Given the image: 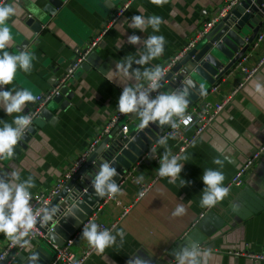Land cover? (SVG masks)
I'll use <instances>...</instances> for the list:
<instances>
[{
	"label": "crops",
	"instance_id": "crops-1",
	"mask_svg": "<svg viewBox=\"0 0 264 264\" xmlns=\"http://www.w3.org/2000/svg\"><path fill=\"white\" fill-rule=\"evenodd\" d=\"M122 2L66 0L56 14L49 16L43 10L48 0H34V6L39 10L37 12L32 10L33 0H20L19 15L8 21L12 26L13 44L28 38L29 45L23 51L33 53L37 59L32 62L30 74L18 69V76L12 84L0 86V90L24 87L37 96L49 92L71 63L75 49L89 43ZM226 2L169 0L163 7H158L150 0H137L67 83L72 99L67 101L64 109L60 105L67 100L66 96L60 105L49 101L43 109H50L52 115L42 118V125L36 127L37 131L26 147L15 152L16 158L0 160V176L14 169L19 170L22 180L29 176L34 178L35 187L30 189L31 193L50 192L118 111V99L125 84L137 83L135 77L129 81L122 78L116 64L131 54L134 56L132 69L140 68L143 72L144 68L163 67L206 22L218 15ZM138 14L145 18L152 15L162 17L164 23L160 25L159 32H154L151 26L146 32L129 28L131 17ZM28 17L42 22L39 31L27 26ZM261 33H264V26ZM133 34L141 37L140 43H128V36ZM149 35L165 37L164 52L159 58L141 66L135 61L139 60V53L144 50V39ZM10 47L6 49L8 52ZM263 56L264 44H261L249 52L245 63L253 67ZM241 81L240 72L234 68L220 82L217 90L201 98L186 112L205 100L221 102ZM145 82L140 81L143 85ZM256 84L264 89V64L232 97L214 123L180 155L187 157L186 161H180L184 163L180 175L190 181L186 186L180 187L179 180L171 184L167 177L158 175V158L165 149L157 143L158 140L149 148L147 153L155 149L158 158L149 156L143 159L142 156L126 173L132 172L142 182L151 183L146 194L140 198V186L128 180L121 186L122 194L114 199L106 197L98 204V220L106 225L117 222L112 231L114 235L118 230H124L123 245L120 246V238L117 237L116 245L106 248L103 254H97L94 249L84 264H127L135 256L149 264H176L174 253L192 241L199 244L202 252L208 253L207 264H264L226 253L234 248L256 252L264 249V157L245 174L242 185L229 188L228 195L222 201L209 209L200 204L205 187L202 180L205 169L221 170L225 175V187L246 159L264 144V91L257 92ZM37 106V100L29 102L23 113L10 116L0 107V121L11 123L16 115H27ZM121 122L130 126L132 119L128 116ZM111 130L101 133L95 150L110 137ZM172 137L169 136L167 143L175 155L180 141ZM214 158L224 162L222 169L213 163ZM178 204L185 207L186 213L173 217L172 212ZM126 209L128 211L124 214ZM82 233L83 230L76 234L72 246L73 252L78 255L92 248L82 238ZM9 240L0 233V253ZM30 245H43L52 254L51 245L45 238L34 240ZM27 249L25 253L33 250ZM12 253L7 257L8 264H18L16 257L10 260Z\"/></svg>",
	"mask_w": 264,
	"mask_h": 264
},
{
	"label": "clouds",
	"instance_id": "clouds-1",
	"mask_svg": "<svg viewBox=\"0 0 264 264\" xmlns=\"http://www.w3.org/2000/svg\"><path fill=\"white\" fill-rule=\"evenodd\" d=\"M158 7H163L169 0H150ZM34 12L39 11L32 4ZM21 9L19 0H11L10 3H4L0 0V86L12 84L18 76V69L23 73H31L33 60L37 57L29 51H20L17 54H10L6 49L13 44L12 26L8 24L14 16L19 15ZM164 23L163 18L158 15H152L145 18L142 14L133 15L129 28L139 29L146 32L151 26L154 32H159L160 25ZM14 25V21H13ZM141 37L138 35L128 36V43L133 45L140 43ZM165 37L163 35H149L144 39V50L139 53L137 64L143 66L149 61L159 58L164 52ZM134 56L126 55L122 62L116 64L119 75L129 81L135 77L136 84H125L123 92L118 99V110L121 114L136 113L139 117V127L143 129L150 122H159L162 127L168 124L173 129L180 127V124L188 125L192 117L186 114L188 108V92L186 89L172 91L169 93H158L155 99H149L148 92L155 91L160 87V81L165 73L160 65L154 68L132 69ZM132 69V71H129ZM143 78V79H142ZM141 80L147 81V89ZM256 91L262 92L260 84H256ZM37 95L28 88L21 87L11 90H0V107L7 115L13 113H23L29 102H35ZM179 121V123H178ZM0 160L11 159L15 154V146L18 144L25 131L32 124V117L29 115H16L11 123L0 121ZM168 136L159 137L157 143L164 147L165 151L159 158L158 175L161 178L167 177L169 183L175 184L177 180L180 187L186 186L190 181L181 177L184 163L181 160H187L186 156L173 155L168 147ZM172 138H175L173 135ZM155 149H153V153ZM151 157L155 158L154 155ZM213 163L223 168L224 162L219 158H214ZM118 172L110 162L104 161L100 164L99 170L92 179V185L98 196L107 195L110 199L122 194V188L112 178L117 176ZM142 179V177H141ZM202 180L205 187L202 190L201 207H213L217 202L222 201L229 193V189L223 186L225 175L221 170L207 168L204 170ZM35 187V181L32 176L27 179H21L19 170H12L6 175L0 176V233L15 243H19L23 237L27 236L37 224L38 216L41 223H46L52 219L57 212L55 207L41 209L40 212H34L30 200L32 193L30 189ZM142 195V194H141ZM186 213L183 205L178 204L172 216H181ZM117 237L120 238V246L124 243L125 232L123 229L112 234L109 229H100V226L90 221L84 225L82 238L89 246L94 248L97 254H103L105 249L117 244ZM207 252H202L199 244L195 241L185 245L178 252L174 253L176 264H207ZM31 259L35 261L36 256ZM127 264H149L148 261L139 256H135L127 261Z\"/></svg>",
	"mask_w": 264,
	"mask_h": 264
},
{
	"label": "water",
	"instance_id": "water-1",
	"mask_svg": "<svg viewBox=\"0 0 264 264\" xmlns=\"http://www.w3.org/2000/svg\"><path fill=\"white\" fill-rule=\"evenodd\" d=\"M65 2L66 0H48L43 10L49 16H53ZM263 18L264 0H240L219 18L212 30L159 82L160 87L148 92L149 99H155L158 93L186 89L188 108L193 106L208 95L213 86L220 84L227 75L231 74L236 64L253 49V42L264 26ZM26 24L35 31H39L42 27V22L33 17H28ZM29 42L28 38L16 42L9 48V53L17 54L23 51ZM58 83L59 81L55 86ZM68 91L67 84L62 86L59 94L54 96L52 101L60 105V101L66 96L67 100L60 105L64 109V105L72 99V94ZM49 115H52L50 109L45 107L41 110L15 146V152L26 147L31 137L35 135L36 127L42 125V118H48ZM136 115V113L128 115L132 119L128 134L121 132L124 122L116 125L111 130L110 137L86 158L79 170L65 182L51 200L48 209L55 207L57 212L51 220L43 224L51 241L58 244L67 241L94 212L98 204L107 197V195L98 196L92 185V179L102 162L108 161L117 169L118 175L112 179L119 183L170 127L168 124L160 127L157 121L150 122L141 129L139 117ZM13 158H16L15 154ZM27 248L33 250L25 253ZM32 256H36L37 259L33 261ZM14 257L18 259V264H48L52 254L43 245L31 247L29 244L22 250L15 249L9 258L12 260ZM2 264H8V260Z\"/></svg>",
	"mask_w": 264,
	"mask_h": 264
},
{
	"label": "built area",
	"instance_id": "built-area-1",
	"mask_svg": "<svg viewBox=\"0 0 264 264\" xmlns=\"http://www.w3.org/2000/svg\"><path fill=\"white\" fill-rule=\"evenodd\" d=\"M136 1L137 0H123V2L118 6L114 14L97 31V33L94 35L92 40L89 43L82 46L81 48L75 49V56L71 60V63L69 64L64 74L62 75L61 79L59 80L58 85L53 87L46 94L37 96L38 97L37 108L34 109V111L27 114L32 117V124L36 119V117L41 112V110L43 109V107L49 101H51L54 96L59 94L60 88L62 86L66 85L70 81V79L74 78L77 70H79L82 67L83 63L86 61L88 56L98 47L99 43L103 40V38L109 32V30L114 26L115 23L118 22V20L126 13V11L132 7V5ZM239 1L240 0H227L225 5H223L220 8L218 15L215 18L206 22L204 26L200 30H198V32H196V34H194V36L180 49V51L177 52V54H175L173 58L166 65L162 67L165 73L164 77L176 66V64L189 51H191L193 48L196 47V45L201 39H203L212 30V28L215 26L219 18L222 15H224L231 7L237 4ZM2 2L10 3L11 0H2ZM261 44H264V33H261L259 36L256 37L252 47L253 49H255L259 47ZM247 58L248 55L242 58L236 64L235 69H238V71L240 72L242 76V81L237 85V87L233 90V92L230 95L226 96L225 99L222 100L221 102H213L210 100H205L200 105L192 107L189 111L186 112L187 115H190L192 117V120L188 125H183L181 123L180 127L177 129H173L170 126L164 132L162 136L169 137L174 135L180 141L178 152L175 155L180 156L183 152H185L186 149L192 144V142L196 138L201 136L214 123L216 118L224 110L225 106L230 102L232 97L244 86V84L249 79H251L256 74L259 68L264 64V56H263L256 65H254L253 67H249L245 63V60H247ZM147 84L148 82L146 81L144 84L145 87L144 90L147 89ZM219 87L220 84L213 86L211 92L217 90ZM128 115L129 114L127 115L121 114L118 110L110 118L108 123L104 126L103 132L101 133L103 134L109 132L112 128L118 125L123 119H127ZM129 127L130 126L128 125V123L124 122L121 132L127 135L129 132ZM188 131H190V134H187ZM101 133L90 142L86 152L69 167L67 172L64 174L63 178L60 179V181L50 192L32 193V199L30 200V204L32 205L34 212H40L41 209L48 208V206L51 203V200L64 186L65 182L68 181L79 170L81 165L86 160L87 156L95 150L97 144L99 143L100 136L102 135ZM151 151L153 152V149ZM151 151H149L148 153L146 152L142 158L146 159L147 157L152 155H154L155 158H158V155L155 152L151 153ZM263 157H264V144L259 146L255 150V152L246 159L245 163L237 170V172L234 174V176L231 178V180L228 182V184L225 187L229 189L232 186L242 185L244 182L245 174L251 168H253L258 163V161H260V159ZM128 180H132L140 186L141 188L139 193L140 198L143 197L146 194V192L151 188V183L147 184L142 182L132 172L125 175L122 181L118 185L121 187L122 184ZM107 198L109 197L107 196ZM117 203L119 204V202ZM207 209H209V207ZM99 210L100 207H97V209L94 210V212L78 229V231L79 230L80 231L78 232V234L76 233L77 235H79L82 232V230L84 229V225L89 223L90 221L97 223L100 226V229H109L111 232L114 230V228L117 225V222H114L111 225H106L105 223L100 222L98 220ZM127 211L128 209L125 210L124 214ZM40 215L42 216V212H40ZM43 224L44 223L40 222V217L38 216L37 224L34 226L33 230L27 236L23 237L19 243H15L10 239L7 242L4 250L0 253V264L5 262L7 260L8 255L15 249L22 250L26 248L32 241L41 238H45L46 240H48L51 245L52 258L48 264H84L86 262V260L88 259L94 248L85 250L80 255H78L72 250V246L76 241L75 233H74L75 234L74 237L65 241L63 244H58L56 242L51 241L48 238ZM226 253L230 256L246 258L252 260L253 262H264V249L262 251L256 252L249 250L247 248H243V249L234 248L228 250Z\"/></svg>",
	"mask_w": 264,
	"mask_h": 264
}]
</instances>
